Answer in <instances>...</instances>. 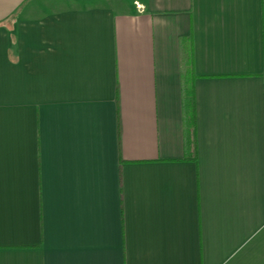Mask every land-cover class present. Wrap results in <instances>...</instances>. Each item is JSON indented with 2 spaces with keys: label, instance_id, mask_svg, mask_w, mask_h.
Listing matches in <instances>:
<instances>
[{
  "label": "crops",
  "instance_id": "obj_1",
  "mask_svg": "<svg viewBox=\"0 0 264 264\" xmlns=\"http://www.w3.org/2000/svg\"><path fill=\"white\" fill-rule=\"evenodd\" d=\"M98 1L0 0V264H264V0Z\"/></svg>",
  "mask_w": 264,
  "mask_h": 264
},
{
  "label": "trees",
  "instance_id": "obj_2",
  "mask_svg": "<svg viewBox=\"0 0 264 264\" xmlns=\"http://www.w3.org/2000/svg\"><path fill=\"white\" fill-rule=\"evenodd\" d=\"M188 76V75H187ZM183 109L186 112L185 121L187 122V127L190 130L194 124L193 122V95L190 86L189 77H184L183 79Z\"/></svg>",
  "mask_w": 264,
  "mask_h": 264
},
{
  "label": "rangeland",
  "instance_id": "obj_3",
  "mask_svg": "<svg viewBox=\"0 0 264 264\" xmlns=\"http://www.w3.org/2000/svg\"><path fill=\"white\" fill-rule=\"evenodd\" d=\"M114 1H116V0H101L100 2L98 1V3L101 5L107 4L109 6H112Z\"/></svg>",
  "mask_w": 264,
  "mask_h": 264
},
{
  "label": "built area",
  "instance_id": "obj_4",
  "mask_svg": "<svg viewBox=\"0 0 264 264\" xmlns=\"http://www.w3.org/2000/svg\"><path fill=\"white\" fill-rule=\"evenodd\" d=\"M135 5H136V8L138 9V10H142V7L140 6V5H138L137 3H135Z\"/></svg>",
  "mask_w": 264,
  "mask_h": 264
}]
</instances>
